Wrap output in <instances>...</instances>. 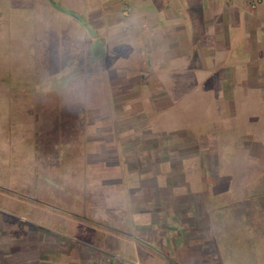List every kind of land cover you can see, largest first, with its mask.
I'll return each mask as SVG.
<instances>
[{
	"label": "rangeland",
	"instance_id": "374dc122",
	"mask_svg": "<svg viewBox=\"0 0 264 264\" xmlns=\"http://www.w3.org/2000/svg\"><path fill=\"white\" fill-rule=\"evenodd\" d=\"M85 1L68 4L81 11ZM249 4L257 10L262 1ZM60 5L56 0H0V237L38 242L41 253L56 254L53 262L41 259L43 264H80L76 258L81 255L87 264L93 259L92 264H103L97 258L118 262L124 248L117 241L124 236L108 226L111 214L126 219L167 214L162 221L170 236L157 238L159 246L172 243L174 248L188 238L189 220L182 214L195 220L204 214L205 239L213 246L207 245L201 257L189 251L180 259L168 251L170 259L264 264V163L237 146L245 145L251 131L264 132V91L232 90L228 84L220 90L193 85L183 90L180 84L171 92L117 87L102 73L103 60L94 64L102 54L91 52L79 27L56 13ZM246 33L244 26L241 36ZM242 47L237 43L235 60L242 59ZM122 63L140 64L129 52ZM188 77L181 83H191L194 75ZM167 103L174 107H157ZM257 118L258 125L252 121ZM182 135L188 150L200 147L198 160L187 154L174 158V171L150 166L157 160H151L152 148L172 147ZM144 141L152 148L142 146L139 154ZM201 178L204 183L197 181ZM140 189L144 193L137 195ZM128 222L119 232L134 244L125 246L124 254L143 263L138 230L153 226ZM72 249L76 258L65 259ZM36 261L31 257L25 263Z\"/></svg>",
	"mask_w": 264,
	"mask_h": 264
},
{
	"label": "crops",
	"instance_id": "0c3cea01",
	"mask_svg": "<svg viewBox=\"0 0 264 264\" xmlns=\"http://www.w3.org/2000/svg\"><path fill=\"white\" fill-rule=\"evenodd\" d=\"M253 1L256 0H86L84 7L78 11L70 7L68 0H56L61 5L54 9L56 13L64 17L65 21H73L75 24L71 25L74 28L79 27L77 31L83 38L82 43L89 44L91 52L98 51L102 54L94 58V64L103 60L101 63L105 69L102 73L109 74L108 76L117 82L114 83L117 87L132 90L145 89L149 86L148 89L152 91L171 92L170 90H176L175 86L180 84L183 85V90L187 85H193V88L201 90H220L222 85L228 84L232 85V90H237L238 86H241L248 90L264 91V0H260L262 4L257 10L250 8L249 3ZM125 10L126 16L123 15ZM71 15L82 19L79 21ZM244 26L248 33L241 36ZM237 43L243 45L240 60H235L238 59ZM97 44H101V47L97 48ZM127 52L129 56L132 55V58L139 61L138 67H132V69L122 63L123 56H126ZM224 53H228V56H223ZM127 75L140 76L138 80L128 81ZM191 75H194L193 83ZM185 76H189L187 80H191V83H181V79ZM254 84H260V86L254 88ZM167 106L174 107V103L157 107ZM254 112H257V109ZM261 112L264 113V106ZM262 116L264 119V115ZM252 121H256V125L259 124L258 118ZM261 122L264 130V121ZM178 137L175 139L179 141L173 142L172 147H163L162 150L153 149L151 145L148 147L147 142L144 141L137 149V153H142V146L147 150L152 148L151 160L155 158L157 160L149 164L152 166L158 163L161 165L158 167L160 171H174L175 169L171 166L172 161L179 156L181 158L183 154L198 160L200 147L198 151L188 150L191 146L189 142H185L184 139L187 140V138L183 135ZM237 146L244 147L252 160L264 163V132L258 133L257 129L251 131L246 136L245 145L243 146L241 142ZM157 155L165 157L158 158ZM197 181L204 183V178ZM135 193L140 195L144 193V190L140 189ZM166 216L167 214H130V217L126 219L121 218L120 214H111V223L109 222L108 226L124 236L123 239L120 236L117 237V241L123 243L124 248L120 257H117L119 263L104 257L97 259H101L103 264H166L162 259L170 264H180L170 259L167 252L173 254L176 251L180 259L184 258L189 251L193 254L198 252L200 257L205 256L207 245L208 247L213 245L207 243L205 239L206 225L200 221V217L203 218L204 214H197V220L190 213L182 214V219L189 221L185 223L188 238L186 237V242L180 248L172 247V243L159 246L157 237L166 241L170 236L168 227L163 226L162 219ZM134 220H138L141 225L148 223L153 226V228L143 227L138 230L141 250L145 255L143 263H139V259L133 261L127 257L128 254H124L127 252L125 246L133 245L134 241H129L133 238H127L125 233L119 232L128 226V221ZM86 221L90 222L88 219ZM6 228L11 231L16 230L15 226ZM194 233L197 235L196 238L191 237ZM19 240L22 239L16 238L13 242H17L12 243L0 237V264H28L25 261L31 257H37L39 260L31 264H43L41 259L45 262L54 261L52 258L56 254L41 253L35 246L38 242L28 243ZM193 241L197 243L190 244ZM76 250L66 252L65 259L76 258ZM45 255L48 257H44ZM82 256L77 257V261L80 262ZM135 257L139 256L135 254ZM83 261L80 264L85 262ZM180 262L204 264V260L198 258L184 259Z\"/></svg>",
	"mask_w": 264,
	"mask_h": 264
},
{
	"label": "flooded vegetation",
	"instance_id": "af4514ba",
	"mask_svg": "<svg viewBox=\"0 0 264 264\" xmlns=\"http://www.w3.org/2000/svg\"><path fill=\"white\" fill-rule=\"evenodd\" d=\"M82 256V255H81ZM84 256H82L81 257V260H80V262H82L83 260H84V258H83ZM84 262V261H83ZM93 262H97L95 259H93L92 260V262H91V264L93 263ZM100 263V262H99ZM83 264H87L86 262H84Z\"/></svg>",
	"mask_w": 264,
	"mask_h": 264
},
{
	"label": "built area",
	"instance_id": "2783aa9c",
	"mask_svg": "<svg viewBox=\"0 0 264 264\" xmlns=\"http://www.w3.org/2000/svg\"><path fill=\"white\" fill-rule=\"evenodd\" d=\"M123 15L126 16L127 15V11H123ZM93 263H96V262H93ZM99 263V262H98Z\"/></svg>",
	"mask_w": 264,
	"mask_h": 264
}]
</instances>
